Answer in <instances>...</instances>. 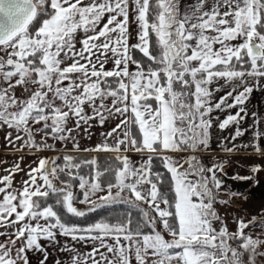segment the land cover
<instances>
[{
    "label": "snow or ice",
    "instance_id": "6c2138e0",
    "mask_svg": "<svg viewBox=\"0 0 264 264\" xmlns=\"http://www.w3.org/2000/svg\"><path fill=\"white\" fill-rule=\"evenodd\" d=\"M257 89L264 0H192L187 8L181 0H0V129L11 130L8 145L55 151L52 139L71 143V152L115 154L103 165L96 157L40 158L21 189L13 187L19 163L6 170L0 264H30L33 251L46 264L40 241L57 235L92 246L86 254L65 246L71 264H264V214L235 217L230 231L216 208L231 203L220 199L224 164L200 156L211 150L214 124L235 125L218 146L236 150ZM113 117L119 122L101 143L81 148V129ZM252 137L243 147L264 156V117L253 120ZM114 205L128 211L71 221Z\"/></svg>",
    "mask_w": 264,
    "mask_h": 264
},
{
    "label": "crops",
    "instance_id": "0c3cea01",
    "mask_svg": "<svg viewBox=\"0 0 264 264\" xmlns=\"http://www.w3.org/2000/svg\"><path fill=\"white\" fill-rule=\"evenodd\" d=\"M192 0H181V5L184 8H187ZM235 43V42H233ZM222 83V81H221ZM245 107L248 111V116L246 119L242 121L241 128L247 129L245 133V138L242 141L247 142L248 144L252 143V131H253V120L259 119L264 117V90H254L253 94L250 96L249 100L246 102ZM252 113H256V116L253 117ZM243 115V114H242ZM252 121V124H250ZM11 131L6 128L0 129V177L9 175V171L11 170L15 164L19 163V166L23 171H20L13 176V187L16 189H21L23 186V181L28 179L27 175L24 177V173H27L30 168H35L37 166L38 160L40 158H44L45 153L43 151H35L29 150L27 148H23L20 151L16 150L15 146L8 145L7 141L5 140L6 132ZM212 134L213 130L211 129ZM233 132V128H232ZM213 137V135H212ZM37 141V140H36ZM20 141H17L16 144L20 145ZM213 143V140H212ZM250 151L247 153L242 154H235L236 156H240V160H245L248 158L249 160L252 158H257L260 162L264 161V156H260L255 154L253 149L249 147ZM109 154V153H108ZM114 154V153H110ZM208 156L206 153H201L200 156ZM27 158V163L23 159ZM46 157V156H45ZM131 157L133 160H139V154L132 153ZM30 159V160H29ZM34 160V165L30 162ZM208 161L207 158H204ZM31 164V165H30ZM26 166H29L27 168ZM226 168L229 166H224V173H220V178L223 181V189L222 190H229L235 193L240 192H251L252 195L255 197L254 200L258 201V205L260 206L259 215L264 214V177L257 178L256 174H251V170L248 172H242L239 170L234 171V173H227ZM237 169V168H236ZM231 175V176H229ZM251 176L252 179H233V177H248ZM2 186V185H0ZM1 195V194H0ZM3 229H0L2 231ZM0 239H3L0 237ZM41 245L45 248L48 253V260L46 264H57V261L60 264H71V256L73 253L65 251V246L68 248L73 249L74 251H79L81 253L86 254L91 250L90 243H76L71 241L69 238L57 235V239L55 241L49 240H41ZM30 264H40V260L42 259V254L37 251H33L29 253Z\"/></svg>",
    "mask_w": 264,
    "mask_h": 264
},
{
    "label": "rangeland",
    "instance_id": "374dc122",
    "mask_svg": "<svg viewBox=\"0 0 264 264\" xmlns=\"http://www.w3.org/2000/svg\"><path fill=\"white\" fill-rule=\"evenodd\" d=\"M132 29H135V25H132ZM132 42H135L134 40ZM112 64L109 63L107 65V68H111ZM223 83V82H222ZM228 89L225 88L223 91L216 93L215 96L216 98H219V96H222L226 93ZM237 111V109L233 108V109H229L227 110V112H221V111H217L215 113H213L214 116H218L220 119H223L228 112H231L232 114H234ZM119 122V120L115 117L111 118L109 121H107L105 123V125L103 127H101L98 123H96L95 121L92 122L93 126L91 129H89V132H84L83 129H81L78 133V139H79V143L81 145V148H93L95 147V145H97L98 143H101L104 139V137L101 135V133L110 131L112 128H114L116 126V124ZM250 124H252V121H250ZM242 125V121L240 124V127ZM232 128H233V132L235 130V125L230 126L229 128L221 131L218 126H216L214 124L212 130H213V143L211 145V150L209 152H206V154L208 156H202L201 155V159L203 161V163H205L206 165L210 166L213 162H223L224 166H229V168L227 169V173H234V171L239 170L242 172H248V170H251L252 166L254 165H260L261 167V171H259L258 173H255L257 175V178H262L264 177V161L260 162L257 158H251L250 160L248 158H245L247 161L245 162V160H240V156H236L235 154H242V153H247L250 151L249 147H243L244 145L248 144L245 141H242V139L245 138V136L239 137L236 141L235 144L237 145L236 150L228 153V152H224L219 148V144L224 142V138L225 137H230L232 132ZM41 136L42 134L37 133L35 135V139L37 140V142H40L41 140ZM47 143L48 144H53L55 151H50V150H44L43 152L45 153V156L48 158H52L55 156H63L65 154H69V155H75V154H81V153H93V154H99V153H106V152H71L69 151L72 148V144L68 143L66 146H62L59 142H54L52 139H47ZM110 154V153H109ZM115 155V154H113ZM128 155H132V153H128ZM207 158L208 161L207 162L206 159ZM24 161H26L27 163V158L24 157L23 159ZM30 160V159H29ZM32 161L30 162L32 165H34V160L31 159ZM30 164V165H31ZM27 168H29V166H26ZM34 167V166H33ZM32 167V168H33ZM237 168V169H236ZM251 174L252 171H250ZM26 176V173H24V177ZM231 176V175H229ZM228 190V189H227ZM229 191V190H228ZM231 193H235L232 191H229ZM103 194V193H101ZM221 194H224L223 192H221ZM236 194H240V195H245V203H244V207L243 209H236L232 203L230 204H217L216 208L219 212V214L225 219L226 223L228 224V228L230 231H235L236 230V224L233 222V218L235 217H242L245 219V221L251 220L252 217L254 216H260L259 215V210H260V206L258 205V201L254 200L253 198H255L251 192H240V193H236ZM0 198H2V194L0 195ZM220 199L223 200H228L225 199L223 197H220ZM75 206L79 209V210H86L87 209V205L84 204H79L76 203ZM260 229H256L255 231H259Z\"/></svg>",
    "mask_w": 264,
    "mask_h": 264
},
{
    "label": "trees",
    "instance_id": "16d2710c",
    "mask_svg": "<svg viewBox=\"0 0 264 264\" xmlns=\"http://www.w3.org/2000/svg\"><path fill=\"white\" fill-rule=\"evenodd\" d=\"M74 156L89 157V158L90 157H96L97 160H98V163H101L102 165L106 164L108 162H111V158L114 157L113 154H108V153H99V154L81 153V154H75ZM83 171L86 173L87 169H84ZM127 211H128V209L124 205H114V206L109 207V208L100 209L97 212L89 213L84 218L72 217L71 221L73 223H78V224H82L83 225V224L92 223L95 220L100 219L102 217L116 216V215H119V214H122V213H126ZM135 215H136V212L133 210V216H135ZM65 218L68 219V217H65Z\"/></svg>",
    "mask_w": 264,
    "mask_h": 264
},
{
    "label": "built area",
    "instance_id": "2783aa9c",
    "mask_svg": "<svg viewBox=\"0 0 264 264\" xmlns=\"http://www.w3.org/2000/svg\"><path fill=\"white\" fill-rule=\"evenodd\" d=\"M228 168H226L225 170H227ZM222 192L224 194H221L220 197H223L225 199H228L231 201L232 205L236 208V209H243L244 207V203H245V195H231L232 193L229 192L228 190H222Z\"/></svg>",
    "mask_w": 264,
    "mask_h": 264
}]
</instances>
